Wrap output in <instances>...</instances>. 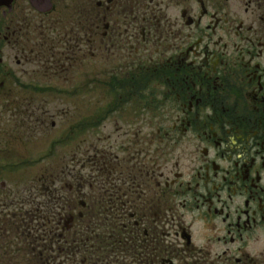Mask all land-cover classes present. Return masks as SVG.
<instances>
[{"label":"flooded vegetation","instance_id":"obj_1","mask_svg":"<svg viewBox=\"0 0 264 264\" xmlns=\"http://www.w3.org/2000/svg\"><path fill=\"white\" fill-rule=\"evenodd\" d=\"M37 32L89 66L108 103L90 116L88 179L82 118L65 133L76 158L51 183L67 195L43 175L13 214L0 181V255L3 228L22 232L19 253L49 254L51 235L90 204L95 241L105 236L126 264H264V0H0L1 54L40 58L27 40ZM65 202L55 226L50 206Z\"/></svg>","mask_w":264,"mask_h":264},{"label":"rangeland","instance_id":"obj_2","mask_svg":"<svg viewBox=\"0 0 264 264\" xmlns=\"http://www.w3.org/2000/svg\"><path fill=\"white\" fill-rule=\"evenodd\" d=\"M27 40L36 51L42 52L40 58L37 53L33 54L29 56L31 61L26 63L27 52L24 54L22 48L4 47L0 53V59L15 74L13 79H0V181L8 187L4 195H14V205L10 207L13 214L19 213V203L27 189L33 188L35 193L36 189L40 192L44 188L40 178L47 169L61 171L75 160V143L59 148L57 142L61 135L79 118L89 126L88 118L96 104L105 106L108 103V98L98 93L105 89L96 91L88 81L90 67L83 66L80 71L75 62L63 59L57 41L54 47L53 39L47 40L46 35L38 32L27 35ZM23 72L28 76L22 77ZM91 138L90 131L83 135L82 151H78L84 176H90ZM51 152L54 155L48 158ZM57 187L61 189V185ZM39 201L44 199L39 196ZM12 218V222L19 219L13 215Z\"/></svg>","mask_w":264,"mask_h":264},{"label":"trees","instance_id":"obj_3","mask_svg":"<svg viewBox=\"0 0 264 264\" xmlns=\"http://www.w3.org/2000/svg\"><path fill=\"white\" fill-rule=\"evenodd\" d=\"M61 208V210L55 208L57 212L55 209L50 212V219L55 226L58 224L60 216L63 215L62 210L67 208L68 212V202H65L63 207L61 205ZM83 212V219L75 221L72 230L64 233L66 236L63 231L54 232V236L51 235L48 240L49 254L41 256V254L36 252L32 257L24 258V262L16 257H1L0 264H12L14 260L17 264L21 262L23 264H126L124 263L125 261L121 260L120 256L111 252L112 248L104 242L105 236L95 241V222L91 205L88 204V208ZM60 234L63 237H60ZM38 235L39 233L34 237V245H31L36 250L43 248V245L40 244L44 242ZM117 246L116 252L123 251L124 239L120 238Z\"/></svg>","mask_w":264,"mask_h":264}]
</instances>
